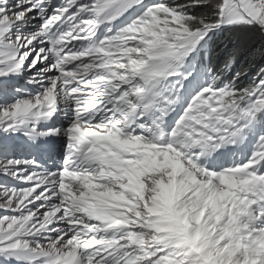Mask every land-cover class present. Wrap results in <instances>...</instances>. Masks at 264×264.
<instances>
[{
    "label": "snow or ice",
    "instance_id": "1",
    "mask_svg": "<svg viewBox=\"0 0 264 264\" xmlns=\"http://www.w3.org/2000/svg\"><path fill=\"white\" fill-rule=\"evenodd\" d=\"M0 264H264V0H0Z\"/></svg>",
    "mask_w": 264,
    "mask_h": 264
}]
</instances>
